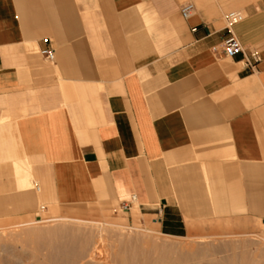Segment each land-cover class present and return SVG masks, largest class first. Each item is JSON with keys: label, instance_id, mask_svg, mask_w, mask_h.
I'll list each match as a JSON object with an SVG mask.
<instances>
[{"label": "crops", "instance_id": "crops-1", "mask_svg": "<svg viewBox=\"0 0 264 264\" xmlns=\"http://www.w3.org/2000/svg\"><path fill=\"white\" fill-rule=\"evenodd\" d=\"M256 2L231 29L251 69L225 56L227 4L0 0V220L130 204L169 237L264 224Z\"/></svg>", "mask_w": 264, "mask_h": 264}, {"label": "rangeland", "instance_id": "rangeland-1", "mask_svg": "<svg viewBox=\"0 0 264 264\" xmlns=\"http://www.w3.org/2000/svg\"><path fill=\"white\" fill-rule=\"evenodd\" d=\"M256 1L184 0V3H194L196 7L199 3L227 4L230 8L225 15L241 11L248 17L252 6L262 12ZM156 222V218L144 215L137 205L129 211H123L119 205L92 209L80 220L46 212L3 219L0 264H227L228 261L243 264L245 258H249V264H264L262 221L212 226L206 233L188 237L161 235ZM166 246L175 250L166 253L162 250Z\"/></svg>", "mask_w": 264, "mask_h": 264}, {"label": "built area", "instance_id": "built-area-1", "mask_svg": "<svg viewBox=\"0 0 264 264\" xmlns=\"http://www.w3.org/2000/svg\"><path fill=\"white\" fill-rule=\"evenodd\" d=\"M194 12H195V5L193 3H186L181 9V15H182L183 19H185V20L192 17ZM224 19H225V22L227 24V30L229 31V35H230L229 38L224 42L225 56L227 58L232 59L238 54H243L245 65L248 68L254 69L261 62L260 53L257 51H253V52L249 53L248 55H246L244 53V49H243L240 41L231 32V29L237 25L242 24L247 19V16L245 15V13H243L241 11H230L229 13H227L225 15ZM197 30H198L197 27L192 28V32H197ZM40 55L46 61H48L50 63H53L55 60V51L50 49V48L42 49L40 51ZM130 208H131L130 204H123L122 205L123 211H129Z\"/></svg>", "mask_w": 264, "mask_h": 264}, {"label": "bare ground", "instance_id": "bare-ground-1", "mask_svg": "<svg viewBox=\"0 0 264 264\" xmlns=\"http://www.w3.org/2000/svg\"><path fill=\"white\" fill-rule=\"evenodd\" d=\"M226 23V22H225ZM226 26H227V24H226ZM125 213H127V212H125ZM108 224V223H107ZM117 226H121V225H117ZM106 231V230H105ZM40 236H41V233H40ZM259 239V238H258ZM261 239V238H260ZM262 240L264 241V239L262 238ZM258 242V241H257ZM155 246V245H154ZM154 246H152V247H154ZM151 247V246H150ZM243 248H245L244 247V245H243ZM155 249H157V251H158V248H157V246H156V248ZM155 249H154V251H155ZM162 250H165L166 251V253H170V252H172V251H174L175 250V248L174 247H172V246H166V247H163V249ZM159 251L161 252V249H159ZM195 251V250H194ZM193 254V253H192ZM203 254V253H202ZM200 256V255H199ZM203 256V255H202ZM162 257H160V259H161ZM246 260H245V262H243V264H249V258H245ZM150 260H151V258H150ZM226 260V259H225ZM153 261V260H152ZM147 262V261H146ZM232 262H233V260H232ZM165 263V262H164ZM231 264V262L230 261H228L227 262V264ZM251 263V262H250ZM150 264V263H149ZM233 264V263H232Z\"/></svg>", "mask_w": 264, "mask_h": 264}]
</instances>
